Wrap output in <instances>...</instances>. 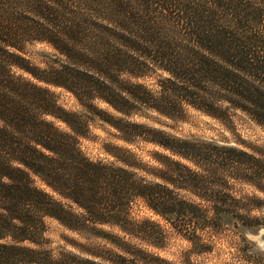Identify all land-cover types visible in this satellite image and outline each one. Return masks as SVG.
<instances>
[{
  "label": "trees",
  "instance_id": "1",
  "mask_svg": "<svg viewBox=\"0 0 264 264\" xmlns=\"http://www.w3.org/2000/svg\"><path fill=\"white\" fill-rule=\"evenodd\" d=\"M33 44L54 52L46 68L27 58ZM52 87L88 111L108 105L126 118L110 123L123 142L170 156L154 172L128 150L130 159L92 160L80 144L88 123ZM187 109L218 120L240 112L264 129V0H0V264H178L119 237L114 250L81 255L43 246L48 219L143 241L156 226L131 218L138 200L197 254L206 232L263 226L252 213L264 203H244L231 182L264 195V150L147 137L133 121L145 110L180 119Z\"/></svg>",
  "mask_w": 264,
  "mask_h": 264
},
{
  "label": "rangeland",
  "instance_id": "2",
  "mask_svg": "<svg viewBox=\"0 0 264 264\" xmlns=\"http://www.w3.org/2000/svg\"><path fill=\"white\" fill-rule=\"evenodd\" d=\"M25 53L32 65L39 68H46L55 59L54 52L41 44L29 45ZM25 77L29 78V76ZM147 82L153 84L154 81ZM51 90L56 94L63 109L81 115L88 123L89 130L86 132V137L80 139V144L84 153L92 160L111 164L115 162L113 155L130 159L123 151L128 150L138 161L147 166V171L154 172V169L159 168L158 161H162L163 156H170L160 147L143 140H135L131 145L123 142L120 133L110 123L126 118L108 105L101 102L96 104L102 113L88 111L66 90L54 87ZM133 121L145 127L143 134L147 137L154 136L147 131L151 130L163 132L167 138L203 144L215 143L250 153L256 149L264 150V129L240 112H231L230 117L218 120L194 109H187L180 119L170 120L145 110L133 118ZM55 124L60 130L70 132L66 124L60 121H55ZM139 177L149 176L139 173ZM37 185L44 188L39 182ZM231 185L232 194L242 201L245 200L244 203L251 206H256L260 202L264 203V195L257 192L254 187L236 181H232ZM262 185L264 187V184ZM178 194L185 197L184 193ZM246 198L252 201H247ZM130 214L136 221L148 220L156 226L148 227L149 234L143 236V241L141 237L140 239L125 237L117 228L108 226H99L96 228L97 231L90 233H75L56 220L48 219L43 246L55 255L59 253L81 255L89 250H114L110 242L118 243L114 239L119 237L132 246L178 264H264V251L259 247V241H264V236L260 235L264 225L236 233L233 228H226L216 236L206 232L202 237L208 247L204 248L203 253L197 254V247L194 250L189 242L178 236L161 218L147 209L143 201L135 202ZM252 215L264 219V206L260 210H255ZM248 236L258 237L259 241L250 240ZM151 245H158L161 249Z\"/></svg>",
  "mask_w": 264,
  "mask_h": 264
},
{
  "label": "clouds",
  "instance_id": "3",
  "mask_svg": "<svg viewBox=\"0 0 264 264\" xmlns=\"http://www.w3.org/2000/svg\"><path fill=\"white\" fill-rule=\"evenodd\" d=\"M261 236H264V229L261 230V233H260ZM248 239L252 240V239H255V240H258L259 241V238L258 237H252V236H248ZM259 247L262 251H264V241H259Z\"/></svg>",
  "mask_w": 264,
  "mask_h": 264
}]
</instances>
